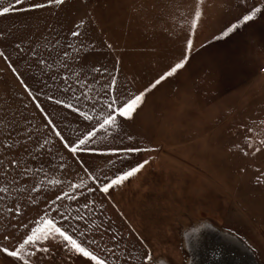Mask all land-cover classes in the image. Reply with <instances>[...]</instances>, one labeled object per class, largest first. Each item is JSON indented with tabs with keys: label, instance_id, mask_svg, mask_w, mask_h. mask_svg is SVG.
Wrapping results in <instances>:
<instances>
[{
	"label": "rangeland",
	"instance_id": "1",
	"mask_svg": "<svg viewBox=\"0 0 264 264\" xmlns=\"http://www.w3.org/2000/svg\"><path fill=\"white\" fill-rule=\"evenodd\" d=\"M195 3L67 0L56 16L41 12L0 18V32L19 40L49 28L59 33L84 18L89 63L109 70L115 65L121 84L136 91L181 55L179 26ZM202 4L188 63L146 95L120 133L124 143L131 138L156 151L139 153V160L149 164L96 210L98 223L107 221L105 227L123 234L127 243H121L118 254L124 257L125 249H131L132 264H141L144 254L150 257L145 264H188L186 233L203 223L240 239L264 264V186L256 183L264 173V152L246 157L239 150L250 135L247 125L264 137V14L217 40L237 16L238 0ZM22 91L0 58V115L20 108ZM30 114L31 106L25 115ZM52 117L56 120L55 112ZM100 143L119 145L120 140L104 137ZM38 210L34 205L25 209L28 217ZM7 215L0 204V238L10 226ZM15 224L14 218L11 227ZM51 264L74 261L57 251Z\"/></svg>",
	"mask_w": 264,
	"mask_h": 264
},
{
	"label": "snow or ice",
	"instance_id": "2",
	"mask_svg": "<svg viewBox=\"0 0 264 264\" xmlns=\"http://www.w3.org/2000/svg\"><path fill=\"white\" fill-rule=\"evenodd\" d=\"M66 5L67 0H0V18L41 12L56 16ZM190 7L179 26L181 55L136 91L121 84L115 65L109 70L89 63L84 18L59 33L49 28L19 40L0 32V58L23 89L17 97L20 108L0 115V204L10 225L0 238V264H51L57 251L74 264H132L131 249H125L124 257L118 254L121 243H127L123 234L105 227L107 221L98 223L96 210L149 164L139 160V153L156 151L131 138L124 143L120 133L146 95L188 63L203 17L202 0ZM262 14L264 0H238L237 16L215 39ZM30 106L31 114L25 115ZM37 117L39 124L34 123ZM246 128L250 135L239 148L242 154L264 152V137L252 125ZM104 137L120 144L101 145ZM256 183L264 186V173ZM29 205L39 209L36 215L27 216ZM146 259L144 254L141 264Z\"/></svg>",
	"mask_w": 264,
	"mask_h": 264
},
{
	"label": "bare ground",
	"instance_id": "3",
	"mask_svg": "<svg viewBox=\"0 0 264 264\" xmlns=\"http://www.w3.org/2000/svg\"><path fill=\"white\" fill-rule=\"evenodd\" d=\"M211 231H217L215 227L211 226L210 224H200L199 226H197L196 228H193L191 230H189V232L186 233V237H185V246L187 251L189 252L190 255V259L188 264H216L214 263V260H211L210 258L213 256V254H217L219 258L224 259V257L230 256L229 254L226 253H222V254H218L219 251H223V249H221L220 247L224 244H230V240H232V238L237 239L239 243L244 244L247 247V250H249L252 255H253V259L255 260V262L257 264L258 261L256 260L254 253L252 252V250L244 243L242 242L240 239H238L237 237L223 232V231H217L220 233V235L222 236L221 238H217L218 242L215 241V236H213L212 233H210ZM219 241H223L222 245L218 246V248L216 249L218 252L215 251H211L209 249H207L209 246H213V245H217L219 244ZM199 242L202 243L201 246H199ZM229 248H231V246L229 245ZM202 250H207L206 254L202 253ZM234 252V251H232ZM238 257V255H237ZM239 258H242V255L239 256ZM210 260V261H209ZM219 264H228L229 261H225V262H218ZM217 263V264H218ZM160 264H166V263H160Z\"/></svg>",
	"mask_w": 264,
	"mask_h": 264
},
{
	"label": "water",
	"instance_id": "4",
	"mask_svg": "<svg viewBox=\"0 0 264 264\" xmlns=\"http://www.w3.org/2000/svg\"><path fill=\"white\" fill-rule=\"evenodd\" d=\"M210 233H212L213 236L216 237L215 241L218 240L217 239L218 237L219 238L222 237L220 235V233L217 231H211ZM222 242L223 241H219V244L209 246L207 249H209L211 251L218 252L216 249L218 248V246L222 245ZM230 242H231L230 244L222 245L220 248L223 249V251L218 252V254L226 253V254H229L230 256L224 257V259H222V258H219L221 256L218 257L217 254H215V255L213 254V256L210 259L214 260V263L217 264L218 262L229 261L228 264H257L255 262V260L253 259L252 253L249 250H247V247L244 244L239 243L238 240L234 239V238H232V240H230ZM201 245H202V243L199 242V246H201ZM229 245L231 246V248H229ZM232 251H234V252H232ZM206 252H207V250H206ZM206 252H205V250H202V253L206 254ZM237 255H238V257H237ZM240 255H242V258H239Z\"/></svg>",
	"mask_w": 264,
	"mask_h": 264
},
{
	"label": "built area",
	"instance_id": "5",
	"mask_svg": "<svg viewBox=\"0 0 264 264\" xmlns=\"http://www.w3.org/2000/svg\"><path fill=\"white\" fill-rule=\"evenodd\" d=\"M261 73L264 74V69L261 70Z\"/></svg>",
	"mask_w": 264,
	"mask_h": 264
}]
</instances>
